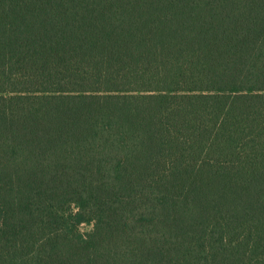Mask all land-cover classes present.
<instances>
[{
  "label": "trees",
  "instance_id": "1",
  "mask_svg": "<svg viewBox=\"0 0 264 264\" xmlns=\"http://www.w3.org/2000/svg\"><path fill=\"white\" fill-rule=\"evenodd\" d=\"M0 264H264V0H0Z\"/></svg>",
  "mask_w": 264,
  "mask_h": 264
},
{
  "label": "rangeland",
  "instance_id": "2",
  "mask_svg": "<svg viewBox=\"0 0 264 264\" xmlns=\"http://www.w3.org/2000/svg\"><path fill=\"white\" fill-rule=\"evenodd\" d=\"M82 229H84V230H85V229H88V227H82Z\"/></svg>",
  "mask_w": 264,
  "mask_h": 264
}]
</instances>
